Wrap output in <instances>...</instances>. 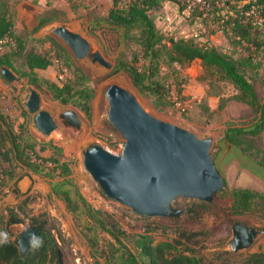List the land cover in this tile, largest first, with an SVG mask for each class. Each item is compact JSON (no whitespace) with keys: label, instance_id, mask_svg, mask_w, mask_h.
<instances>
[{"label":"rangeland","instance_id":"obj_1","mask_svg":"<svg viewBox=\"0 0 264 264\" xmlns=\"http://www.w3.org/2000/svg\"><path fill=\"white\" fill-rule=\"evenodd\" d=\"M127 1L129 0L117 4L118 9H124ZM2 4L9 13L13 34L21 39L25 49L58 59L45 70L35 73L42 79L61 84L66 80H73L76 76L75 69H78L87 79L85 86L93 91V98L90 101V118L86 119L71 105H60L54 101L44 87L29 86L26 79L20 77V73L25 71L21 60L12 56V69L9 71L18 81L7 83L0 78V115L5 119L1 129L8 126L15 134L20 133L23 137L28 134L37 144L49 143L51 147L58 149L57 154L52 149L38 154L47 158L55 153L57 159L68 165V178L83 199L93 209L110 214L127 233H136L144 223L151 221L165 229V235L160 232L153 235L156 241L174 238L172 230L179 226H184L187 230L202 229L206 235L186 242L185 245L201 254L207 264H239L241 256L264 251V216L261 207L252 206L251 212L245 215H231L226 209L227 199L214 198L218 210L212 208L211 212L204 214L194 225L185 222L187 219L184 216L177 218L180 215L174 218H147L149 220L144 221L124 206L107 199L82 167L81 151L88 144H96L113 155L120 153L123 139L106 120L107 103L103 95L108 85L115 84L129 91L140 107L153 118L186 130L199 139H209L210 157L215 168L224 176L226 191L237 187V178L243 173L250 182L247 189L264 193V131L250 134L256 116L244 104L230 100L237 92L227 81L205 73L197 60L176 68L174 64H167L162 59L155 74L143 82L153 89V93L139 92L122 71L112 74L113 66L119 62L142 72L145 70V61L139 45L140 29H123L108 20L107 13L113 9L111 0H0V5ZM24 5L32 9L27 10ZM147 15L164 38L190 39V14L180 12L173 3L161 1ZM40 19L50 22L33 31ZM59 26L84 38L92 50L99 52L104 61L111 65V69L106 70L87 60L73 59L67 48L51 33L52 29ZM52 42L65 50L68 60L56 50ZM262 47L263 50L255 53L252 63L243 66L242 71L253 86L259 103L264 105V43ZM9 49V42L6 40L2 51L8 52ZM231 54L234 58H240L235 50ZM178 88L182 90L181 95L177 94ZM29 89H34L39 96V110L47 112L54 122L55 129L48 136L33 129L31 114L23 107ZM185 100L189 101V110L183 108L182 102ZM63 111L75 112L79 120L78 130L62 126L57 115ZM232 128L243 131L235 138L238 146L224 139L226 130ZM37 147L36 145V150ZM0 150V197L5 195L4 191H8L16 196V203L27 198L26 209L30 214H44L50 219L61 237V242L58 243L61 264H91L89 250L81 234L83 219L73 218L65 211L60 200L45 194L47 179L28 172L15 162L1 135ZM30 176L34 178L31 179ZM23 177H27L25 181H28L26 195L18 196L20 192L17 183ZM192 203L194 200L178 197L171 206L183 212ZM26 223L25 220L24 224L18 225L19 229H25ZM233 224L261 230L263 234L248 249L230 253L226 243L231 238L230 226ZM8 232L12 237L17 235L9 230ZM225 252L229 254L226 255ZM46 264H58L57 259Z\"/></svg>","mask_w":264,"mask_h":264},{"label":"trees","instance_id":"obj_2","mask_svg":"<svg viewBox=\"0 0 264 264\" xmlns=\"http://www.w3.org/2000/svg\"><path fill=\"white\" fill-rule=\"evenodd\" d=\"M122 1L124 0H111L113 9L108 11L107 18L123 29L130 27L140 29L139 45L145 61V70L140 72L131 65L119 62L113 66L112 74L122 71L139 92L153 93V89L144 85L143 82L155 74L162 59H165L167 64L178 67L197 60L205 73L227 81L236 90V95L230 100L244 104L256 116L250 134L255 135L259 131H264V105L259 103L253 86L247 81L242 71L243 66L252 63L254 54L263 50L264 26L262 29H249L234 24L230 28L245 44L244 56L241 52L240 58H234L232 55H222L212 47L201 48L190 39L163 43L165 38L157 32L147 13L165 0H129L126 7L119 10L117 4ZM183 8L179 6L178 10L182 11ZM49 22L50 20L46 19L38 20L33 31H37ZM6 40L9 42L10 49L8 52H3V41ZM52 44L66 57V60L69 59L60 45L55 42ZM12 56L21 60L25 71L20 73V77L25 78L29 86L44 87L58 104L71 105L86 119L90 118V101L93 98V91L85 86L87 79L78 69H75L76 76L73 80H66L61 84L40 78L35 71L45 70L51 66L52 60L58 61V59L25 49L21 39L13 34L9 13L2 4L0 5V68L12 69L10 61ZM0 78L3 79L1 76ZM176 91L178 95H181L180 88ZM2 124H5V119L0 115L1 139L7 143L14 161L28 172L47 179L50 194L62 202L65 211L73 218L83 219L81 234L88 247L91 264H207L201 254L185 245L186 242L206 235L205 231L192 228L187 230L186 227L179 226L172 230L175 234L174 238L156 241L153 235L158 232L165 235V229L157 222L151 221L144 223L136 233L125 232L110 214L93 209L83 199L68 178V165L57 159L55 153L47 158L38 154L49 149L57 154L58 149L51 147L49 143L37 144L28 134L24 137L20 133L15 134L8 126L1 129ZM242 133L243 131L239 129H228L224 139L238 146L235 138ZM35 144L38 146L37 150ZM25 195L26 193H21L18 196ZM224 197L228 201L227 212L231 215L248 214L252 206H256L263 209L264 216V193L233 187L227 191L225 189L217 192L208 203L194 201L177 218L184 216L187 219L185 222H190V225L197 224L204 214L211 212L212 208L218 210L219 207L215 204L214 198ZM27 204L28 200L24 198L11 208H6L5 217L0 216V264H46L50 260L57 259L58 243L61 242L59 231L46 215L30 214L26 209ZM139 219L149 220L144 217ZM25 220L27 221L25 228L32 229L34 236L29 249L20 255L16 237H12L8 228L13 225H22ZM217 256L220 257L219 254ZM239 264H264V251L241 256Z\"/></svg>","mask_w":264,"mask_h":264},{"label":"water","instance_id":"obj_3","mask_svg":"<svg viewBox=\"0 0 264 264\" xmlns=\"http://www.w3.org/2000/svg\"><path fill=\"white\" fill-rule=\"evenodd\" d=\"M51 33L73 59L111 69L79 34L63 26L52 29ZM0 76L7 83L18 81L4 67L0 68ZM103 95L107 103L106 120L123 139L120 153L113 155L96 144H88L81 151V157L84 171L107 199L138 217L174 218L182 214L180 209L171 206L176 198L208 203L226 188L224 176L210 157L209 139H199L186 130L153 118L129 91L115 84L108 85ZM23 107L31 114L32 127L38 133L48 136L55 129L50 115L39 110V96L34 89L28 90ZM57 119L65 128L79 129V120L73 111H63ZM8 230L17 233L16 245L23 255L32 244L33 230H20L18 225ZM230 230L231 238L226 243L230 253L248 249L263 234L261 230L240 224L231 225ZM57 263L61 264L59 254Z\"/></svg>","mask_w":264,"mask_h":264},{"label":"built area","instance_id":"obj_4","mask_svg":"<svg viewBox=\"0 0 264 264\" xmlns=\"http://www.w3.org/2000/svg\"><path fill=\"white\" fill-rule=\"evenodd\" d=\"M165 1L184 7L180 12L190 14V40L201 48L212 47L222 55L231 56L235 50L244 56L243 40L230 29L234 24L249 29H262L264 26V0ZM179 39L183 38L169 37L163 43H174ZM182 103L184 110L191 108L188 100ZM174 105L178 106V103Z\"/></svg>","mask_w":264,"mask_h":264},{"label":"crops","instance_id":"obj_5","mask_svg":"<svg viewBox=\"0 0 264 264\" xmlns=\"http://www.w3.org/2000/svg\"><path fill=\"white\" fill-rule=\"evenodd\" d=\"M28 175H30V173H28ZM30 178L33 179L34 177L30 176ZM25 179H27V177L21 178V180L17 183V188H18V191L20 192V194L25 193L27 190L28 181H25ZM247 184H250V182L247 179V177H245V175L242 173L240 175V177L237 178L236 186L246 188ZM32 189H33V187L31 188V190ZM252 189H254V188H252ZM258 191H260V188L258 189ZM4 192H5V195L3 197H0V216H3V217H5V209L11 208L16 203V199H17L13 193L8 192V191H4ZM45 194H50L48 186H47V189L45 191ZM50 196L54 197L51 194H50Z\"/></svg>","mask_w":264,"mask_h":264}]
</instances>
